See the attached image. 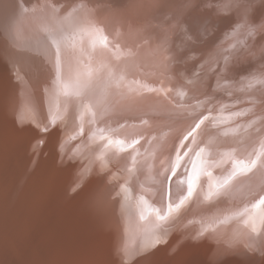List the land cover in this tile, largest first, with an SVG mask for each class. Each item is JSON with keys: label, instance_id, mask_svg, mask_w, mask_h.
<instances>
[{"label": "rangeland", "instance_id": "1", "mask_svg": "<svg viewBox=\"0 0 264 264\" xmlns=\"http://www.w3.org/2000/svg\"><path fill=\"white\" fill-rule=\"evenodd\" d=\"M35 1H34V3H32L31 6L28 7V5L22 6L23 4L21 3L22 2L21 0H12V1L8 0L7 5H6L7 6L6 11L3 12L2 14L0 13V73H1L0 74V101H1V104L4 105L5 104L4 102H6L7 100H8V102H6L7 104H9V102L14 100L15 101V107L13 106L12 108H10V106H6V108H8V111H12V113H13V115H15V117H18L16 120H14L15 121L14 123H11V125H9L10 124L9 122H8L9 124L4 123L3 126H5V127L4 128L2 127L0 129V144H1L0 145V188H3V191H2L3 194H1V197H0V203H1L0 204V261L5 262V263H9V262H13L14 260H18L24 256H30V255L35 256V255L41 253L42 251L39 249L43 250L46 247L45 246V241H46L45 237L48 235L56 234L57 232H59V229L62 228L63 226L69 227L72 229H76L82 235V233L86 234V232H88L87 229H90L92 231L94 229L93 227H95V225H97V226H100L102 229H105L106 235H105V238L103 240L102 258H103V261L107 264L108 263H110V264H123V261L125 259H127L129 261V264H171V262H172V264H241V262H243V264H256V262L258 261V257H261V255H262L261 260L259 258L260 264H264V254L261 253L259 248H256L257 251H255L256 249L254 250L255 254L253 253V251L249 252L248 250H245V243H246V239H247L246 231H247V229H249L247 231V233L251 232V224L250 223H248V224L244 223V220L247 217V213L244 212V209L245 208L251 209V206L260 200L259 198L264 197V193H263L264 192V163H263L264 161H262L263 164L261 163L259 165V166L263 167L262 169L259 166L250 168V170H249V168H246V170H247V171H245L246 173L243 171L245 174L243 173L244 175H242V177L239 178V176H240L239 175L237 178H235L233 185L230 186V183L232 184L234 179L232 180V182L230 181V183L228 182L229 180H226L228 184L225 183V180H223V183L221 180H218L219 181V182H217L219 185L218 186V185H216L217 183L215 182L217 180L210 181L209 179H207L208 177H210L212 175L214 176V174H211V173L216 171V169L214 168V164L217 162L212 161L209 163V166H208L207 162H209L211 160L205 158V155L207 156L208 152L206 151L204 146L201 145V148H199V150L197 149L196 151H194L192 153L191 149L193 147H190L191 145H188L189 144L188 142L191 141V138L194 140V139H196V137L201 136L200 131L198 133L194 132L193 128L197 125V123L193 124L192 122H194V120L192 122L189 121L190 118L188 115L182 116V115H178V114L177 115H171V114L158 113V116H157L155 114H151V112H145L143 107L135 108V110L133 109L132 111H128V113L125 112L122 115L117 113L115 115L116 118H119V117L126 118V117L141 114L140 116L147 119V120H155L157 122L158 121L162 122L163 125H161V126L159 125L160 128L158 130H154L155 131L154 134L158 135L162 131L165 133L169 132V133H172L171 137L174 139L175 144L179 141L177 143V144L180 143V148L177 152V159L173 160V166H172L168 176L164 179V181L162 180V186H163L162 192L158 193L160 189H157L156 187H157V185H159L161 183V179H158V176H159L158 175V168L154 162H155V159L157 157V154L159 153V149L158 150L155 149V151L153 153H149L148 151H147L148 152L147 153L145 151L147 149L144 146L145 144L143 142H142V144L139 142V143H136V144L130 146L129 148H127L128 150L124 151V142L122 141V137H119V135L116 132H111L109 130L110 127L117 125L118 121L113 122V123H112V121H110V120H113L114 115L112 117H110L109 120L107 119L108 121L111 122V124H110V122H108L109 125L107 124L108 125L107 126L106 125L107 121H105L106 119L101 122L102 118L97 117V115H96L97 113H95V112H99L100 109L98 110V108H100V106L91 105V104H96V101H98L97 98H99V99L102 98V96L104 95V92L106 94H108V97H110V95L112 97H114V101H116V102L119 101V100H117L118 98H120L122 95L125 94V91L123 90V88L119 87L121 82L119 84H116V83H118L117 80H119L122 77V72H120V70H119V69H122V68H119V67H121V65H120L121 62L118 63L115 61L116 62L115 63L114 61H112L110 59L111 57L109 58V61H108V57L104 58V57H106L107 51H109L108 49H110L108 47L113 46L110 49V50H113L114 45L107 46L108 49H105L106 51L104 49H102V50L100 49L101 52L97 51L100 48V47L98 48V46H97V49L94 47H91L92 50L89 48H88V50L87 49L78 50V48L80 47V45H79L80 40L78 42L77 41L78 39L77 38L75 39L74 36L70 37L69 36L70 32H67V34H66V32L64 33V31H66V30H68V31L71 30L73 28L74 24H76V22L72 23L73 20L70 21L69 24H67L66 26L63 27V28L66 27L65 29H63V31H62V28L60 29L59 32H58V29L57 30L56 29L51 30V29L55 28L56 25H53V20L50 18H47L48 16H46L45 14H42L39 12H38L39 13L38 14V13L34 12V8H37V5L40 4V2H41L39 0H35ZM60 1L63 3L65 2L66 5L68 3L67 0H60ZM20 12H22L24 16L20 15L19 14ZM37 16H39L40 18ZM24 18H26V19H24ZM38 21H39V23H38ZM33 24L36 27L38 26L34 30L31 29ZM70 26L72 28H70ZM41 29L43 31L41 32L42 34L39 35V30H41ZM16 31H18V32L20 31L21 34L19 32V37L23 36L26 39V41H21V42L20 41H14L13 40L14 38L18 39V36L15 35ZM62 35L66 36L68 38L64 39L62 37ZM26 36L28 38H26ZM29 37H30V39H29ZM91 39H93V36L91 37ZM75 43H77L79 46L78 45H76V47L73 46V45H75ZM80 44H82V43H80ZM111 44H114V43H111ZM96 45H98V44H96ZM73 47H75V48H73ZM72 48H73V51H70V50H72ZM67 51H70L71 54L70 53L68 54ZM75 51H76V54H75ZM89 51H90V53H89ZM102 51H104V52L102 53ZM9 53L11 54L10 57H8ZM87 53H89V54L87 55ZM94 53H96V54H94ZM73 54L76 55L77 57L73 56ZM103 54L105 55L104 57H103ZM109 54H110V52H108L107 56ZM67 55L68 56L72 55V56H70V58L74 57V59H75V57H76L77 59L76 60H73V59L69 60L67 58L68 57ZM85 56H88V57L85 58ZM55 58L56 59L59 58L60 60L59 59L55 60ZM65 58H67V60ZM81 58H83V59L81 60ZM101 58H103L105 60L107 59L108 64H107V61L104 62V60L103 59L101 60ZM53 60H55V61L52 62ZM72 60L75 63L80 64V65L78 66L74 62L72 64ZM77 60H79V61H77ZM56 61H57V63H55ZM66 61H67V64H66ZM96 61H97V63H96ZM101 61H103V63ZM59 63H60V67H61V63H63L62 64L63 67L61 69H58V68H60L57 65ZM81 63L83 65L85 64V68H87V69L82 68L83 65H81ZM98 63H99V66H96V65H98ZM101 63L104 65L101 66L100 65ZM64 64H65V67H64ZM74 64H75V67L73 68ZM114 64H117V65H114ZM113 65L116 67H114ZM118 65H120V66L118 67ZM80 66H82L81 69H80ZM109 66H112V68ZM47 67L49 68V70L47 69ZM66 67H67V70H66ZM76 67H79L78 69L80 71H78V69ZM97 67H101L102 71H101V68L97 69ZM117 67L119 68L118 69L119 75H116V76L117 77L119 76V79L115 75L111 74L113 71L116 70ZM199 67L200 68L197 69V72L201 71L203 74L206 71L205 67H204V70H203V67H201V66H199ZM55 68H57L60 71L62 70L64 73L63 74L60 73ZM109 68L112 69L111 72H109L111 70ZM14 69L18 70L16 72V74H14ZM82 69H83V71H81ZM92 69L93 70L95 69V71H92ZM96 69H97V71H96ZM44 70H45V72H44ZM51 70L53 72H51ZM68 70H70L69 73L71 76L69 75ZM84 70H86L87 72L86 71L84 72ZM89 70L92 72H90ZM42 71L45 74H47L48 72L50 73V75H48L49 73L47 74L48 75L47 78H46V75L43 73L44 74L43 77L46 81L51 80L52 84H54L55 81L58 80L60 83L58 81H56L55 85H53V87L52 86L50 87L49 82H47L48 83L47 84V83H45L46 81H44V80H43V82L38 81L40 78H37V77L39 75L40 76L43 75ZM56 71L60 73V76H61L60 79L58 77L59 73H57ZM71 71H74V72L76 71V73L72 75L73 72H71ZM65 72H66L67 76L65 75ZM98 72L100 73L101 76L98 74ZM54 73H57V74L55 75ZM84 73H86V74H84ZM87 73H91V74L94 73L98 77L94 74L91 76V74H87ZM104 74H106V75H104ZM52 75L56 76V77L53 76L55 79L54 78L50 79ZM74 75H75V77H74ZM84 75H86L85 76L86 80L84 78ZM93 76L95 77L96 81L92 78ZM102 76H104L102 79H104L106 77V81H105V79L103 81H102V79H100ZM43 77L41 79H43ZM67 77H69V78H67ZM110 77H111V79H115V80L117 79L115 84L112 82L113 80H111ZM62 78H65V80ZM90 78L94 81H92ZM53 79H54V81H53ZM66 79H68V81ZM108 79L111 80L110 82L113 83L114 86L110 82H107ZM98 80H99V83L100 82L101 83L98 84V86L93 90L94 92H96V94L91 92L86 97L84 92L87 90L86 89L87 87L89 88L87 83L90 84L91 81L97 82ZM61 81H62V83H61ZM78 81L79 82L81 81V83H80L81 85L78 84L79 83ZM82 81L83 82L87 81V82L83 83ZM33 82L35 83V87H34V85H32ZM57 82H58V84H61V85L65 84L64 88H67V85H68V88L64 90L61 85H60L61 88L59 85L56 86ZM41 83H43V85L45 84L44 87ZM109 83L113 87H115L116 85H119V86H116L115 89L113 88V90L111 92H108V90L105 91V88H108L105 86L109 85ZM38 84L41 85L40 87H43V88H41V90H43L42 92H46L48 94L40 93L41 90H40V87ZM71 84H72V86H71ZM82 84H85V85H82ZM91 84H93V83H91ZM37 85H38L39 91L36 88ZM74 86H76V87H74ZM79 86H81V87H79ZM84 86H85L86 90H84ZM121 86H123V85L121 84ZM73 87L75 88V90L73 89ZM117 87L119 89H117ZM44 88H46L45 91H44ZM59 88L62 90V91L60 90L62 92V94H61V92H58ZM77 88L81 89V91L79 92V90ZM204 88H206V86H204ZM98 89H100V90H98ZM68 90H69V93H68ZM72 90H74V91H72ZM101 90H102V92H101ZM114 90H116V92ZM64 91L67 93H63ZM97 91H99V92H97ZM208 91H209V89L203 91L204 94L203 93L201 94V97L203 99L206 98L205 95ZM49 92H51V93H49ZM57 92L59 95H56ZM76 92H78V94ZM70 93H72V94L70 95ZM73 93H75L74 96H73ZM97 93H99L100 97L97 95ZM116 93L118 95H116ZM119 93H120V95H119ZM49 94H51L52 97ZM66 94H68L70 96H68ZM80 94H83L85 96V98H87V99H88V96L91 98L93 97L92 98L93 101L91 98L88 100L80 98V100H84L83 105H86L87 101H88V103H87V106H83V105L79 104L80 103L79 97H83ZM91 94H93V95H91ZM94 94L97 96L94 97ZM44 95L47 96L48 101H47L46 97L44 98ZM203 95H204V97H203ZM55 96H56V99H55ZM58 96H60V97H58ZM64 96H65V98H64ZM71 96H72V98H71ZM10 97H11V101H9ZM216 97L219 99V96H216ZM76 98H78V99L75 100ZM220 98L223 100V97H220ZM214 99H215V97L211 99V106L213 108V111L217 112L214 115L215 117H217V115L219 113L217 110V104L219 103V106H220L221 102L220 101L218 102V99L217 100L215 99L216 101ZM66 100H68L69 103L66 102ZM89 100L92 102V103L90 102L91 104H89ZM44 101L46 102V106H45ZM51 101H53L55 103L52 104L53 102H51ZM60 101H64V104H63V102H61L62 103L61 104ZM74 101H75V103H74ZM48 102H51V103H48ZM65 102H66V105H65ZM39 103L42 104L43 106H41ZM57 103H59L58 104L59 106L55 105ZM105 103H106V105H104V103L102 104L103 108L107 106V103L109 105V102H105ZM232 103L233 102L231 99L223 100V104H225V106H226L224 108L225 109V115H232L231 112L237 113L238 111H248L249 116L252 114L251 118H254L257 115L264 114V104L263 103H259V104L255 103L253 105H249V106L244 107L242 109L232 108ZM70 104H73V106H71ZM75 104H77L78 106ZM114 104H115V102H113V105ZM60 105L61 106L64 105V106H62V107H64L63 110L61 109L62 107ZM67 105H69V106H67ZM113 105L111 104V106H113ZM55 106H57L59 108L61 107V108L59 109ZM80 106H81V108H80ZM42 107H43V109L41 110L42 112H40V109ZM52 107H53V109L54 108L55 109L52 110ZM89 107H90V109H89ZM260 107L262 109H258ZM0 108H1V106H0ZM66 108L69 111L68 110L66 111ZM204 108H205V106L198 108V110L199 109L203 110ZM57 109L59 112L57 111ZM55 110L57 113H60V114H57L55 112ZM106 110L108 111V109H106ZM106 110L104 108V110H102V111L104 112ZM52 111H54V112H52ZM75 111H77V112H75ZM43 112L45 114L47 113L46 117H47V119L49 118V121L51 120L50 122L46 119V117H44L45 114ZM73 112H74V114H73ZM55 113L57 115L56 117L53 116V115H55ZM63 113H65V114H63ZM91 113H92V115H91ZM50 114L53 117H50L51 116ZM124 114H127V115H124ZM142 115H145V116H142ZM41 116L44 117L45 119L41 118ZM91 116H93L94 118L95 117L100 118L98 120V123L96 121L97 120L96 118H95L96 120H94V118L90 119V118H92ZM57 117H58V119H57ZM84 117H85V122H87V120L89 121V119L93 120V121H89V122L85 123L84 120L82 121V119H84ZM86 117H88V118H86ZM50 118L54 119V121ZM116 118H114V119H116ZM65 119H68V121L66 122ZM139 119H140V117L136 118L137 121ZM42 120H43V122H42ZM76 120H80L81 122L77 121L78 122V124H77ZM136 120H134V121H136ZM201 120L202 119H199V121L198 120L197 121L200 122ZM99 121H100V123H99ZM134 121H132V122H134ZM83 122L87 125H88V123H91V124L88 127V126H85L84 124H82ZM94 122L96 123L97 129L94 127L95 126V124H93ZM41 123H42V125H41ZM75 123L77 124L76 126H75ZM80 123L85 127H83L82 125H79ZM128 123H131V122H129L127 120V124ZM98 124H100V125H98ZM103 124L105 127L103 126ZM72 125H73V127H71ZM80 126H82V127L79 128ZM178 126H181V127H178ZM98 129L100 131H98ZM38 130H40V131L38 132ZM34 131H36L38 133H36ZM55 133H57V134L55 135ZM113 133H114V135H113ZM29 137H31V139ZM36 137H38V139ZM202 137H199V139L201 140ZM33 139H34V141H32ZM28 140H29V142H31V143L33 142V143L32 144L29 143ZM35 141H36V143H35ZM43 141L45 144H43ZM95 141H96V143H95ZM196 141H197V139H196ZM196 141L194 143H196ZM27 143H28V145L31 144V146L34 145L33 148L31 147V149L33 151L30 150V147L28 145H26ZM114 143H116V144H114ZM119 143H120V145H118ZM109 145L112 147V149H109L111 147L108 148ZM38 146H39V149H38ZM88 146H89V148H88ZM115 147H119V148H115ZM44 149H47V150H44ZM165 149H166L167 153L170 151V148L168 146ZM174 150L175 149L172 148V151L170 154L173 155ZM24 151H26V152H24ZM140 151H141V153L139 154ZM143 151H145L146 153ZM33 152H36L38 155L36 154L34 156L33 154H35V153H33ZM40 153L42 156L40 155ZM55 153H56V155H55ZM142 153H145V154H142ZM47 154L49 156H47ZM67 154H68V157H66ZM146 154H149V156H147ZM154 154H156V155H154ZM23 155H24V157H23ZM151 155H153V156H151ZM190 155H191V157H190ZM139 156L141 158L142 157L143 158L140 159V158H138ZM145 156H147V158ZM36 157H38V158L35 159ZM109 157H112V158L109 159ZM164 157L165 156H163L162 158H164ZM41 158H42V160H41ZM134 158H137L138 160L139 159L144 160V158H146L148 160L146 161V159H145L144 160L145 163H143V161H140V160H139L140 162H137V160H135ZM188 158L190 159V161H188ZM38 159H39V161L40 160L41 161L39 162ZM191 159H193V160H191ZM133 160H135V162ZM35 161H38V162L35 163ZM214 161H219V160L217 159ZM41 162H43V163H41ZM141 162L143 164H141ZM148 162L152 163V164L149 165ZM161 162H162V160L160 159L159 163L161 164ZM184 163L187 164V166ZM211 163L213 166L211 165ZM193 164H195V169H193ZM203 164H205V165H203ZM154 165H155V167H154ZM182 165H185L184 167H186L184 170L182 169V168H184ZM135 166H136V168H135ZM140 166H141V168H139ZM148 166H150V167H148ZM190 166H191V168L189 169ZM202 166L204 167L203 168L204 170H205V166L207 167V170H205V172L201 171V170H203L201 168ZM34 167L36 169H34ZM128 167L135 169L136 173L134 172V174H130L129 172H126L125 168H128ZM209 167H212V168H210L211 170L209 169ZM216 167H217V165H216ZM27 168H29L28 171H27ZM152 168H154L153 169L154 173L148 172L150 170L152 171ZM54 169L55 170L57 169L56 172L54 171ZM58 169H60V170H58ZM180 169H181V172H180ZM208 169L210 171H208ZM260 169H261V171L263 170L262 171L263 175H261V171L259 172ZM23 170H26L25 171L26 175H24ZM57 171H60V172L57 173ZM174 171H175V175H173ZM183 171L185 174L183 173ZM190 171H191V173H190ZM146 172H148V173L146 174ZM201 172H203L204 174ZM107 173H108V177L110 176L111 179L107 178V176H106ZM36 174L40 175V176H37ZM98 174H100V175H98ZM104 174L106 177L104 176ZM186 174H188V176ZM189 174L193 178H195L196 176L200 177V180L202 183V188L200 189L201 194L207 192L209 190V186L211 185L210 186L212 189L211 196L213 195L212 196L213 198L215 196V200H216L217 205L215 204V201H214V199H212L211 196L208 197V199H207L208 201L205 199L194 200L191 204H189L185 208V209L189 208L188 212L192 211L190 213V215L187 213V210L184 209L185 211L182 212L183 215L180 214L177 217V219L174 220L175 223L173 221L172 223L168 224L169 230L167 231V233L161 234V235H163L165 240L163 239V241H161L158 245H153L154 236H152V235H154V233L153 234L151 233V227H152V225L154 227V224H155V227L156 226L158 227V225L164 224V223H162V221L157 220L156 218L153 219L155 221V222H153V220L150 218L155 217L154 215L156 213V210H159L161 213L164 212V214H167L169 204H171L173 206V209L175 210L176 206L180 204L181 199H183L187 194L186 190L188 188L187 186H188V180H189V176H190ZM251 174L253 177H251ZM147 175H148V177H147ZM156 175H158V176H156ZM256 175H258V176H256ZM186 176L188 179L186 178ZM143 177L145 178L144 180H143ZM148 178L153 180V182L150 180L152 182V184L154 182L155 183L158 182V184L155 185V183H154L153 185H150L151 182L149 183V180H147ZM247 178L249 181L247 180ZM36 179H38V181ZM39 179H40V181H39ZM254 179H255V181H253ZM18 180L20 182H18ZM88 180H90V181H88ZM92 180H94V182ZM145 180L148 182V186H146L147 184L144 182ZM155 180H157V181H155ZM237 180H242V181L244 180L247 182L248 185L251 184L252 186L253 185L254 186L256 185V186L253 187L251 190V185H250V190H248L249 188H247V190H248V192H250V191H252V192L248 193L246 191V188H245V190H243V191H245V193H242L241 191L237 190V186H235L237 184L236 183ZM98 181H99V183L97 184ZM124 181H126V182L124 183ZM252 181H253V183L254 182L255 183L253 184ZM17 182H18V184H17ZM38 182H39V184H38ZM113 182H115V183L113 184ZM139 182H140V184H139ZM258 182L259 183L262 182V184L258 185ZM87 183H90V184L87 185ZM141 183H144V184H141ZM212 183L215 186H213ZM102 184H103V186H101ZM120 184H121V186H120ZM125 184H127V185H125ZM225 184H226V186H225ZM84 185H85V187H84L85 189L83 188ZM96 185L98 188L100 186V190L101 189L102 190L100 191L98 188H96ZM227 185H229L228 186L229 190H227V188H228ZM89 186H91L92 188H90ZM117 186H119L121 188L125 187L124 190H121L122 194H119V192L121 193V191L117 192L118 190L121 189V188L119 189ZM212 186H213V188H212ZM221 186H223L224 188H222ZM81 187H82L83 193L81 192ZM116 187L118 188V190L116 189ZM87 188H89V189H87ZM95 188H96V190H97L96 192L98 194L94 193ZM113 188H115L116 190ZM131 188L133 190H135V194ZM136 188L138 191L140 188L139 192L141 195H138L139 192L136 191ZM143 188H145V189H143ZM170 188H171V191H170ZM173 188L175 190H172ZM219 188H220V190L221 189L222 190L220 191ZM112 190H115L116 192H114ZM109 191L110 192L112 191L113 193L110 194ZM128 191L129 192L131 191L133 195L131 194V192L129 194ZM149 191H151L150 192L151 195L144 196V195H146V192L148 194H150ZM143 192L145 193L144 195H143ZM213 192L218 193L217 194L218 196L216 194H214ZM235 192H237V194L239 196L241 195V193H242V195L239 197L236 194L235 195L236 198H235L233 196L235 194ZM102 193H104V194L107 193V195H104ZM226 193L229 195V197H228L229 199H227V197H225L226 200L223 199V202H222V200L220 201V199H222V198L219 199V197H223ZM92 194H94V195H92ZM108 194H109V197H108ZM114 194L115 195H117V194L121 195V197L123 199H125L124 200L125 203H126V201H128V199L131 198V201L129 200L127 203L132 204V205H130V207H128L129 204H127V203L126 204L128 206L125 205L124 202H122L123 199L120 198L119 195H118V197L120 198V201L118 202L117 201L118 197L115 196ZM127 194L129 195L128 198L126 196ZM136 194H137L138 198H136V196H135ZM231 194H232V196H231ZM243 194H244V196H243ZM248 194H249V196H248ZM97 195H99V196H97ZM110 195H112V196H110ZM154 195H156V196H154ZM182 195L183 196L185 195V196L183 197ZM254 195H256V196H254ZM92 196H93V198H90ZM106 196L109 199L112 198L111 201L108 200ZM134 196L137 200L132 198ZM225 196H227V195H225ZM230 196L232 198H234L235 200L230 198ZM246 196H247V198H246ZM95 197H96V199H95ZM102 197H104L106 199V203H107V200L110 201L111 203L109 202V204H105L104 203L105 199ZM124 197H126L127 199ZM144 197L146 200L148 199L147 200L148 202L145 201ZM152 197L154 199H151ZM251 197H254V198H251ZM32 198H35V202L33 203L32 206H30L29 203H30V200ZM113 198L115 201H113ZM158 198L159 199L161 198V199L159 200ZM209 198H211V199H209ZM240 198H242L243 201ZM88 199L89 200L91 199V201H89ZM138 199L142 200V201H140L141 203L145 202L144 203L145 205L140 204V206L141 205L144 206L143 208H140V206H138L139 205ZM157 199H158V201H156ZM256 199H258V201H256ZM217 200H218V202H217ZM229 200H230V202H229ZM236 200L238 201V203L239 202L240 203L238 204ZM133 201H134V204H133ZM231 201H232V203H231ZM219 202H221V203L219 204ZM228 202H229V204L231 203L233 205L226 204ZM96 203H97V205H96ZM118 203L119 204L121 203V205H119ZM146 203H148V204H146ZM154 203H156V204H154ZM185 203L187 204L188 202L185 201ZM223 203L227 206L222 207V205H224ZM235 203H237V204H235ZM92 204H94V206ZM212 204H214V205H212ZM95 205H96V208H95ZM105 205H108L109 207L105 206ZM110 205L112 207L111 209H109ZM220 205L222 207L221 208L222 211H221V209H218L220 207ZM234 205H236V207ZM100 206L108 207V208H105V207L102 208V210H104V212H105V210L109 209L107 211V213L106 212L100 213V211H102L99 209V208H101ZM214 206L215 207L219 206V207L214 208ZM97 207H98V209H97ZM127 207H128V209H127ZM138 207L140 208V210H142L141 212H140V210H138L139 209ZM190 207H191V209H190ZM90 208H92V209H90ZM132 208H135L136 211H134L135 209H132ZM210 208H212L211 209L212 211H210ZM226 208H228L229 210ZM215 209H216V211H214ZM98 210H100V211H98ZM200 210H202V211L199 213ZM123 211H124L125 215H123ZM109 213H110V215H109ZM184 213H185V216H188V217H185ZM102 214H104L105 217H104V215L102 216ZM107 214L109 215L108 217H106ZM115 214H117V215L115 216ZM195 214H197V215H195ZM126 215L133 217L132 220L133 219L134 220L132 222H135V223H133L134 226H132L133 224H131L130 223L131 221H129L130 217L128 218ZM240 215H242V216H240ZM183 216L185 217V219H182ZM102 217H104V218H102ZM124 217L125 218L127 217V218L124 220ZM224 217L226 218L225 220H224ZM108 218H110V219H108ZM187 219H188V221H186ZM208 219L212 220L211 221L212 223L214 221L215 224H212L210 222L211 227H210V225H207L208 226V229H207L205 222L210 221ZM203 220H207V221H203ZM220 220H222V221H220ZM183 221L186 224L189 223L188 226L186 224L182 223ZM202 221L205 224L204 227L202 226V225H204L202 223ZM218 221H219V223H216ZM163 222L166 223V221H163ZM220 222H222V224ZM145 223H146V226H144ZM152 223H154V224H152ZM178 223H181V224H178ZM193 223H194V225H193ZM195 223L199 224L197 226H199L200 228L197 227L195 225ZM130 224H131V226H130ZM147 224H149V225H147ZM173 224L175 226H173ZM182 224L186 227H184ZM208 224H209V222H208ZM119 226H120V228H119ZM141 226H143V227H141ZM170 226H173L174 228L170 227ZM189 226H191V228H189ZM195 226H196V228H195ZM215 226H216V229H215ZM221 226H224V227H221ZM226 226H227V229H226ZM248 226H249V228H248ZM148 227H150V231H148V229H149ZM153 227H152V230L155 229V227L154 228ZM218 227H219V229H217ZM244 227H245V230H244ZM262 227H264V226L257 223V225H256L257 231H260L262 229ZM91 228H93V229H91ZM142 228H144V229L142 230ZM170 228H171V230H170ZM185 228H186V230H184ZM202 228H203V230L205 229L206 232L205 231L203 232ZM224 228H225V230H224ZM116 229H117V232H114V231H116ZM179 229H180V232H178ZM192 229L193 230L196 229V230L192 231ZM210 229L214 230V233L212 232V230L210 231ZM119 230H120V232H119ZM215 230H218V231H215ZM242 231L245 233H242ZM148 232H149V234L151 233L149 236L152 238H150L148 236ZM176 232H178V233H176ZM185 232H187V233H185ZM196 232H197V234H199V236H196L197 235ZM208 232L211 235H213V237L211 235H209ZM215 232H218V233H215ZM232 232H233V235L231 234ZM142 233H144L145 235ZM175 233L177 234V236L175 235ZM238 233H239V235H238ZM114 234H116V235H114ZM204 234H207L206 235L207 237L211 236L210 238L208 237L209 241H211V242H209L206 239L207 238L206 236H205V238L203 237ZM243 234H244V236H243ZM112 235H114L113 237L115 239L112 237ZM143 235H144V237H143ZM140 236L144 238L143 242L146 239L147 244L142 242L143 246L144 245L145 246L146 245L153 246V250H151L147 254L137 255L134 258L126 256L125 255L126 249L133 248V247L134 248L139 247V242L142 241V238H140ZM229 236H230V240L228 242ZM111 237L114 240L110 239ZM195 237H198V238L196 239ZM219 237H221V238H219ZM238 237L240 238V240ZM147 238H150L152 241L150 239H148V241H147ZM211 238L212 239L214 238V241H212ZM231 238H233V239H231ZM170 239H172L173 243L174 242L175 243L173 244ZM194 239H196V241H194ZM205 239L207 240L208 244L212 243L214 245V243H215L214 246L211 244L212 245L211 249L213 251L209 252L210 245H208L206 243ZM225 239H227V241H225ZM166 240H167V242H166ZM203 240L205 243L202 242ZM193 241L195 243H193ZM218 242L220 243V245ZM237 242H239V243H237ZM113 243H116L118 245L117 246L115 244V246H117L118 249H117V247L111 246ZM168 243H170V244H168ZM228 243H231V244H228ZM136 244H138V246ZM142 244L140 242V245H141L140 247H143ZM195 244H197L198 246ZM199 244H200V246H199ZM204 244L205 245L207 244L209 246V248H207V250H206V247H208L207 245L205 248H202L201 245H203V247H204ZM180 245H183L184 247H185V245H188V246H186L185 248L182 246L184 248V250H183V248ZM217 245L219 246V247H217L218 250L215 248V246H217ZM227 245H229V246H227ZM173 246L175 248H177L176 250L181 249V251L175 252V248H172ZM194 246H196L197 248ZM225 246H227V248H225ZM111 247L112 248L114 247V248L112 249ZM193 247L195 249H197L198 252L201 251L200 253H202V254L197 253V251L194 250ZM198 247L199 248L201 247V248L199 249ZM189 248H190L191 252H189L190 250L189 251L187 250ZM170 249L171 250L173 249V251L170 252L169 251ZM192 249H193V251H192ZM214 249L217 250V252H216L217 255L214 253L215 252ZM224 249H226V250L229 249V250L225 251ZM204 250H205V252H204ZM220 250H224L223 255L220 254V252L222 253V251H220ZM165 251H169V253L165 252ZM206 251H208V252H206ZM203 252L205 255L203 254ZM239 252H240V255L237 254ZM208 253H211V254H209L210 256L207 255ZM226 253H228V254H226ZM256 253H258V254H256ZM114 254L116 256H113ZM246 254H247V256H246ZM248 254H249V257H248ZM211 255H213V256L211 257ZM219 255H221V256H219ZM226 255H230V257L229 256L225 257ZM204 256L205 257L208 256V258L211 257V258H209L211 261L205 260L208 258H205ZM222 256H224L225 258L222 259ZM236 256H238V257L236 259H234V257H236ZM239 256H241L242 258L244 256V258L242 259ZM214 257L215 258L217 257L216 260L212 259ZM219 257H220V259H218ZM247 257L249 258V261L252 263H250L248 261ZM109 258H112V259H109ZM224 259H226V260H224ZM238 259H240V261ZM241 259L242 260L245 259V261H241ZM257 263L259 264V262H257Z\"/></svg>", "mask_w": 264, "mask_h": 264}, {"label": "bare ground", "instance_id": "2", "mask_svg": "<svg viewBox=\"0 0 264 264\" xmlns=\"http://www.w3.org/2000/svg\"><path fill=\"white\" fill-rule=\"evenodd\" d=\"M7 1L8 0H0V13L1 14L3 12H5L6 9H7L6 8L7 7L6 6L7 5ZM21 1H22L21 3L23 4L22 6L28 5V7H29V6L32 5V3H34L35 0H21ZM39 1H41L42 3L40 2V4L37 5V8H34V12H36V13L39 12V13L45 14L46 16H48L47 18H50V19L53 20V25H56V27L51 29V30H54V29L57 30L58 29V32H59L60 29L62 28V31H63V29L66 28V27L65 28H63V27L66 26L67 24H69L70 21L73 20L72 23L76 22V24H74L73 28L70 26V28H72L71 30H69V31L66 30V31H64V33L66 32V34H67V32H70V34H69L70 37L74 36L75 39L76 38L78 39L77 40L78 42L80 40V43H82V44L79 43L80 47L78 48V50H85V49L88 50V48L91 49V47H94V48L97 49V46H98V48L99 47L100 48L97 51H100V49L101 50L102 49L105 50V49H108V48L111 49L113 47L112 45H114V49L113 50L108 49L109 51H107V54H108V52H110V54L108 56L106 54V57H104L105 56L104 54L106 53L105 52L103 54V57L104 58L108 57V61H109V58L111 57L110 59L112 61H114V62L116 61L118 63L121 62V64H120L121 67H119L120 65H118V67L122 68V69H119L117 67L116 70L113 71L111 74L116 76V75H119L118 74L119 70H120V72H122V77L120 79H119V76L118 77L116 76L119 79V80L116 79L117 82H118L116 84H119L121 82L120 86L119 85H116V86L122 87L123 90L125 91V94L122 95L120 98H118L117 100H119V101L116 102V101H114V97H112L111 95H110V97H108V94H106L103 91L104 95L103 96L101 95L102 98H100V99L97 98L98 101H96V104H91L92 102L90 100H89V104L94 105V106H100V108H98V110L100 109L99 112H95V113H97L96 114L97 117L102 118L101 122L106 119L105 120V121H107L106 125L110 121H112V123L118 121L117 125H115L113 127H110L111 129L109 128V130L111 132H116L119 135V137H122V141L124 142V151L128 150L127 148H129L130 146H132V145H134L136 143H139V142L141 144H142V142L145 144L144 146L148 149L147 150L145 148L146 152L148 151L149 153H153L155 151V149H157V150L159 149V153L157 154V157H156L155 162H154L155 165L158 168V175L159 176L158 175H156V176H158V179H161V183L159 185H157L158 182L157 183L154 182L155 185H157L156 188L161 190V191L159 190L158 193L162 192V189H163L162 180L164 181V179L168 176V174H169V172H170V170H171V168L173 166V160L177 159V152H178V150L180 148V143L177 144L179 141L175 144L174 139L171 137L172 133H169V132L165 133V132L162 131L158 135L154 134L155 133L154 130H158L160 128L159 125L160 126L163 125L162 122H159V121L157 122L155 120H147V119L141 117L140 116L141 114L140 115H134V116L126 117V118H124V117L116 118L115 115L117 113L122 115L125 112L128 113V111H132L133 109L135 110V108L143 107L145 112H151V114H155L157 116H158V113L171 114V115H177L178 114V115H182V116L188 115L189 118L191 119V120L189 119V121L192 122L194 120V122H192V123L193 124L197 123V125H199L198 127L196 125L193 128L194 132L198 133L200 131L201 136H199V137L203 136L201 140L199 139V137H196L197 141H196V139L193 140L191 138V141L188 142L189 143L188 145H191L190 147H193L191 149L192 153L194 151H196L197 149L199 150V148H201V145L204 146V148L208 152L207 156L205 155V158L211 160V161L207 162L208 166H209V163L212 162V161L213 162H217V163L214 164V168L216 169V171L211 173V174H214V176L212 175V176L207 178L210 181L217 180V181H215L216 183L219 182L218 180H221L222 183H223V180H225V181L229 180L228 182L230 183V181L232 182V180L234 179L232 184L230 183V186H231V185H233V183L235 181V178H237L239 175H240L239 176V178H240V177H242V175H244L246 173L245 172V171H247L246 168L258 167L262 163V161H264V114L257 115L254 118H251L252 114L249 116L248 111H238L237 113H232L231 112L232 115H225V109L224 108L226 106H225V104H223V100H227V99H231L232 102H233L232 103V108H237V109H242L244 107H247L249 105H253L255 103H258V104L259 103H263L264 104V0H67V2H68L67 5H66L65 2L63 3L60 0H39ZM22 12H20L19 14L23 15ZM37 17H39V16H37ZM24 19H26V18H24ZM38 23H39V21H38ZM37 27L33 24L31 29L34 30ZM42 31H43L42 29L39 30V35L42 34L41 33ZM19 32L18 31L15 32V35L18 36V39L14 38L13 40L14 41H20V42L21 41H26V39L23 36L19 37ZM20 34H21V32H20ZM92 36H93V39H91ZM62 37L64 39L68 38V37H66L64 35H62ZM26 38H28V37L26 36ZM29 39H30V37H29ZM77 43H75V45H73V46L76 47V45H78ZM111 43H114V44H111ZM96 44H98V45H96ZM109 45H111L112 47H110ZM107 46H109V47L107 48ZM75 47H73V48H75ZM73 48L70 51H73ZM70 51H67L68 54L70 53ZM103 52L104 51H102V53ZM89 53H90V51H89ZM89 53H87V55ZM75 54H76V51H75ZM94 54H96V53H94ZM10 55L11 54L9 53L8 57H10ZM70 56H72V55H70ZM70 56L67 57L69 60H71V59L76 60L77 59L76 58L77 56L74 55V54H73V56H76L75 59H74V57L70 58ZM86 57H88V56H85V58ZM67 58H65V59L67 60ZM57 59H59V58H57ZM57 59L55 58V60H57ZM82 59L83 58H81V60ZM102 59L103 58H101V60ZM55 60H53L52 62H54ZM73 60H72V64L74 62ZM103 60H104V62L107 61V59L106 60L103 59ZM77 61H79V60H77ZM108 61H107V64H108ZM101 62L103 63V61H101ZM55 63H57V61ZM63 63H61V67H60V63L57 64L60 67L58 69H61L63 67L62 66ZM82 63H81V65H83ZM96 63H97V61H96ZM102 63L100 64L101 66L104 65ZM66 64H67V61H66ZM75 64H77V63H75ZM75 64L73 65V68L75 67ZM77 65L79 66L80 64H77ZM114 65H117V64H114ZM96 66H99V63ZM199 66L203 67V70H204V67H205L206 71L203 74H202L201 71L197 72V69L200 68ZM64 67H65V64H64ZM81 67L82 66H80V69H81ZM109 67L112 68V66H109ZM114 67H116V66H114ZM76 68L78 69L79 67H76ZM82 68H85V64L83 65ZM98 68L100 69L101 67H97V69ZM111 68H109V69H111ZM47 69L49 70L48 67H47ZM55 69L57 71H59L60 73H62V74L64 73L62 70H61L62 71L61 72L57 68H55ZM85 69H87V68H85ZM97 69H96V71H97ZM66 70H67V67H66ZM78 71H80V70L78 69ZM81 71H83V69ZM85 71L86 70H84V72ZM92 71H95V69L94 70L92 69ZM92 71H90V72H92ZM101 71H102V68H101ZM111 71H112V69L109 72H111ZM44 72H45V70H44ZM44 72L42 71V74ZM51 72H53V71L51 70ZM59 72H57V73H59ZM69 72H70V70H68V73ZM71 72H73L72 75L76 73V71L75 72L71 71ZM57 73H54V74L56 75ZM60 73H59V76H58L59 79L61 78ZM44 74L42 76L39 75L40 77L38 76L37 78L41 79L44 76ZM47 74H45L46 78H47L48 75H50V73L48 75ZM84 74H86V73H84ZM87 74H91V73H87ZM93 74H91V76ZM98 74L100 75L99 72H98ZM55 75H52L51 78L50 77L49 78L52 79V78H54L53 76H55ZM65 75H66V72H65ZM69 75H70V73H69ZM94 75H96V74H94ZM104 75H106V74H104ZM85 76L86 75H84V78L86 80ZM74 77H75V75H74ZM102 77H104V76H102ZM111 77H110V79H111ZM67 78H69V77H67ZM92 78L95 80L94 76ZM40 79L38 80L40 82L41 81L43 82V80L46 81L44 79V77H43V79H41V80ZM54 79H53V81H54ZM62 79L65 80V78H62ZM104 79L106 81V77ZM104 79H102V81ZM66 80L68 81V79H66ZM94 80H92V81H94ZM111 80H113L112 82L115 84L116 80L115 79H111ZM111 80L108 79L107 82H110ZM50 81H46L45 83L49 82V86L53 87V85H55L56 81H58V80H56L54 84H52V81L51 82ZM92 81L90 82V84L94 83ZM86 82L84 81L83 83H86ZM33 83H32V85H34V87H35V83L34 84ZM61 83H62V81H61ZM80 83H81V81L78 84H80ZM110 83H109V85L105 86V87H108V88H105V91L108 90V92H111L113 90V88L115 89L116 86L113 87L114 86L113 83H111L113 86ZM41 84L43 85V83H41ZM90 84L87 83L88 86H90ZM121 84L123 86H121ZM38 85H39V87L41 86L40 84H38ZM38 85L36 87L37 90L39 89ZM44 85H43V87H44ZM58 85L60 86L61 84H58ZM82 85H85V84H82ZM61 86H62V88L64 90L68 88V85H67V88H64L65 84L61 85ZM61 86H60V88H61ZM71 86H72V84H71ZM204 86H206V88H204ZM43 87H40V90ZM74 87H76V86H74ZM74 87H73V89L75 90ZM79 87H81V86H79ZM60 88H59L58 92L62 91ZM45 89L46 88H44V91H45ZM77 89L79 90V92L81 91V89H79V88H77ZM86 89H88V87ZM86 89H85V86H84V90H86ZM117 89H119V88L117 87ZM207 89H209V91L205 95L206 98L203 99L201 97V94L202 93L204 94L203 91H205ZM74 90H72V91H74ZM98 90H100V89H98ZM116 90H114V91L116 92ZM42 91L43 90H41L40 93H46V92H42ZM58 92H57L56 95H59ZM85 92H84V94H85ZM97 92H99V91H97ZM101 92H102V90H101ZM49 93H51V92H49ZM63 93H67V92L64 91ZM68 93H69V90H68ZM76 93L78 94V92H76ZM92 93L96 94V92H94V91H92ZM46 94H48V93H46ZM61 94H62V92H61ZM71 94L72 93H70V95ZM74 94L75 93H73V96H74ZM95 94H94V97L97 96V95L99 96V93H97V95H95ZM49 95L51 96V94H49ZM66 95H68V94H66ZM70 95H68V96H70ZM80 95L83 96V97H79V100H80V98L81 99L83 98V99H86V100L91 98V97L88 96V99H87V98H85L86 95L85 96L83 94H80ZM91 95H93V94H91ZM116 95H118V94L116 93ZM119 95H120V93H119ZM215 95L219 96V99ZM45 97L47 99L46 95H44V98ZM58 97H60V96H58ZM203 97H204V95H203ZM214 97H215V99L216 98L218 99V102L219 101L221 102L220 106H219V103L217 104V110L219 112L217 117L214 116L217 112H214L213 108L211 106V99L214 98ZM220 97H223V100ZM64 98H65V96H64ZM71 98H72V96H71ZM55 99H56V96H55ZM77 99L78 98H76L75 100H77ZM9 101H11V97L9 98ZM47 101H48V99H47ZM92 101H93V99H92ZM6 102H8V100ZM6 102H4L5 104L3 105V104H1V101H0V106H1V108H0V129L2 127L3 128L5 127V126H3L4 123H8L9 122L10 124L9 123L8 124L11 125V123H14L15 122L14 120H16L18 118V117H15V115H13L12 111H8V108H6V106H10V108H12L13 106L15 107V101L12 100L11 102H9V104H7ZM51 102H53V101H51ZM51 102H48V103H51ZM61 102H63V104H64V101H60V103ZM66 102H68V100H66ZM66 102H65V105H66ZM105 102H109V105L107 103V106L104 107L105 110L108 109V111L106 110L107 112L106 111H104V112L102 111V110H104L102 104L104 103V105H106ZM113 102H115L114 105H113ZM54 103L55 102H53L52 104H54ZM74 103H75V101H74ZM87 103H88V101H87ZM87 103H86V105H83V106H87ZM110 103L113 106H111ZM58 104L59 103H57L55 105H58ZM79 104H81V103H79ZM83 104H84V100H83ZM40 105L43 106L42 104H40ZM70 105L73 106V104H70ZM75 105H77V104H75ZM45 106H46V102H45ZM62 106H64V105H62ZM67 106H69V105H67ZM204 106H205V108L203 110L202 109L198 110V108L204 107ZM53 107H52V110L55 109V108L53 109ZM55 107H57V106H55ZM90 107H89V109H90ZM57 108H59V107H57ZM67 108H66V111L68 110ZM80 108H81V106H80ZM42 109H43V107L40 109V112H42L41 111ZM61 109L63 110L64 107H62ZM258 109H262V108L260 107ZM57 111H58V109H57ZM52 112H54V111H52ZM55 112H56V110H55ZM75 112H77V111H75ZM56 113L53 116L56 117L57 116ZM46 114L44 115V117L47 116ZM57 114H60V113H57ZM63 114H65V113H63ZM73 114H74V112H73ZM91 115H92V113H91ZM113 115H114V118H116V119L113 118V120L108 121L110 119V117H112ZM124 115H127V114H124ZM53 116L51 115L50 117H53ZM142 116H145V115H142ZM44 117L41 116V118L45 119ZM91 117L92 118H90V119L94 118L93 116H91ZM138 117H140V119L137 121L136 118H138ZM86 118H88V117H86ZM95 118H94V120L97 119L96 121L98 123V120L100 118H96V119ZM46 119H47V117H46ZM50 119H52V118H50ZM57 119H58V117H57ZM90 119H89V121H93V120H90ZM199 119H202V120L200 122H198ZM47 120L49 121V118ZM52 120L54 121V119H52ZM65 120H66V122L68 121V119H65ZM83 120L85 122V117H84V119H82V121ZM127 120L129 122H131V123L127 124ZM134 120H136V121H134ZM77 121L81 122L80 120H76V122ZM89 121L87 120V122H89ZM132 121H134V122H132ZM42 122H43V120H42ZM78 122H77V124H78ZM84 122L82 124H84L85 126H88V127L91 124V123H88V125H87V124H85L87 122H85V123ZM95 122L93 124H95L94 127L96 128V123ZM99 123H100V121H99ZM77 124L75 123V126ZM82 124L80 123L79 125H82ZM110 124H111V122H110ZM41 125H42V123H41ZM98 125H100V124H98ZM82 126H80L79 128H81ZM85 126H83V127H85ZM103 126H104V124H103ZM71 127H73V125ZM178 127H181V126H178ZM39 131L40 130H38V132ZM98 131H100V130L98 129ZM34 132H36V131H34ZM38 132H36V133H38ZM56 134L57 133H55V135ZM113 135H114V133H113ZM29 138L31 139V137H29ZM36 138L38 139V137H36ZM34 139L32 141H34ZM195 141H196V143H194ZM28 142H29V140H28ZM29 143H31V142H29ZM35 143H36V141H35ZM95 143H96V141H95ZM31 144L30 145H28V143L26 144V145H28L30 147V150H32L31 147L33 148V146H34V145L31 146ZM43 144H45L44 141H43ZM114 144H116V143H114ZM118 145H120V143ZM167 146L170 148V151L168 153L166 152V149H165ZM109 147H111V146L109 145L108 148ZM88 148H89V146H88ZM115 148H119V147H115ZM172 148L175 149L174 153H173L174 156L172 154H170L171 151H172ZM38 149H39V146H38ZM109 149H112V147L109 148ZM44 150H47V149H44ZM145 151H143V152H145ZM24 152H26V151H24ZM36 152H33V153H35V154H33L34 156L37 154ZM140 153H141V151L139 152V154ZM145 153H142V154H145ZM40 155H41V153H40ZM55 155H56V153H55ZM146 155L149 156V154H146ZM154 155H156V154H154ZM191 155H190V157H191ZM47 156H49V155L47 154ZM147 156H145V157L147 158ZM151 156H153V155H151ZM163 156H165V157L162 158ZM23 157H24V155H23ZM66 157H68V154H67ZM37 158L38 157H36L35 159H37ZM42 158H41V160H42ZM110 158H112V157H109V159ZM138 158L142 159L143 157L141 158L139 156ZM146 158H144V160ZM134 159L137 160V162L143 161V163H145L144 160H140L139 159L140 160L139 161L137 158H134ZM160 159L162 160L161 164L159 163ZM217 159L219 161H214V160H217ZM135 160H133V161L135 162ZM147 160L148 159H146V161ZM191 160H193V159H191ZM253 160L256 161L255 166H251ZM38 161H39V159H38ZM38 161H35V163H37ZM188 161H190L189 158H188ZM241 161H243L244 163L241 164L240 163ZM41 163H43V162H41ZM143 163L141 162V164H143ZM148 164L150 165L152 163L148 162ZM205 164H203V165H205ZM155 165H154V167H155ZM185 165L187 166V164H185ZM185 165H182V166L184 167ZM211 165H212V163H211ZM216 165H217V167H216ZM136 166H135V168H136ZM141 166L139 168H141ZM191 166L189 167V169L191 168ZM35 167H34V169L37 168V167L36 168ZM148 167H150V166H148ZM259 167H261V169L263 168L262 166H259ZM185 168L186 167H184L182 169L184 170ZM201 168L203 169L204 167L202 166ZM210 168H212V167H209V169ZM28 169L29 168H27V171H28ZM153 169L154 168H152V171L150 170L148 172H150V173L153 172ZM209 169H208V171L211 170V169L210 170ZM261 169L259 170V172L261 171ZM56 170L54 169L55 172H56ZM58 170H60V169H58ZM205 170H207L206 166H205ZM205 170L203 169L201 171L205 172ZM25 171L26 170H23L24 175H26ZM191 171H190V173H191ZM262 171H261V175H263ZM58 172H60V171H57V173ZM148 172H146V174ZM180 172H181V169H180ZM108 173H107L106 176H107L108 179H111L110 176L108 177ZM135 173H136V171H135ZM183 173H184V171H183ZM201 173H203V172H201ZM98 175H100V174H98ZM148 175H147V177H148ZM186 175L188 176V174H186ZM37 176H40V175H37ZM104 176H105V174H104ZM187 176H186V178H187ZM256 176H258V175H256ZM251 177H253L252 174H251ZM248 178H247V180H248ZM144 179L145 178L143 177V180ZM36 180L38 181V179H36ZM147 180H149V183L151 181L153 182L152 179L148 178ZM244 180L243 181L242 180H237V182H236L237 184L235 185V186H237V190L241 191L242 193H245V191H243V190H245V188H246V191L248 192V190H250V185H251V184L248 185L247 182L244 181ZM39 181H40V179H39ZM88 181H90V180H88ZM92 181L94 182V180H92ZM155 181H157V180H155ZM253 181H255V179ZM253 181H252V183H253ZM18 182H20V181L18 180ZM18 182H17V184H18ZM115 182H113V184ZM125 182L126 181H124V183ZM144 182L147 184L146 186H148V182L146 180ZM152 182L150 183V185L154 184V183L152 184ZM98 183H99V181L97 182V184ZM38 184H39V182H38ZM89 184L90 183H87V185H89ZM139 184H140V182H139ZM141 184H144V183H141ZM259 184H262V182L261 183L258 182V185ZM125 185H127V184H125ZM216 185H218V183ZM101 186H103V184ZM120 186H121V184H120ZM213 186H215V185L213 184ZM213 186H212V188H213ZM225 186H226V184H225ZM228 186L229 185H227V187ZM255 186L251 185V190ZM84 187H85V185L83 186V188ZM89 187L92 188L91 186H89ZM117 187L119 189L121 188L119 186H117ZM117 187H116V189L118 190ZM221 187L224 188L223 186H221ZM96 188H98L97 185H96ZM96 188H95V192L94 193H97L96 192L97 191ZM122 188L120 190H118L117 192H119L121 190H124L125 187H122ZM247 188H249V189L247 190ZM87 189H89V188H87ZM98 189L100 190V186H99ZM113 189H115V188H113ZM143 189H145V188H143ZM115 190H112V191L116 192ZM172 190H175V189L173 188ZM219 190H220V188H219ZM227 190H229V187L227 188ZM2 191H3V188H0V197H1V194H3ZM112 191L111 192L109 191L110 194L113 193ZM133 191H134V194H135V190H133ZM136 191H138L137 188H136ZM139 191H140V188H139ZM170 191H171V188H170ZM81 192H82V187H81ZM130 192L128 191L129 194H130ZM150 192L151 191H149V193ZM250 192H252V191H250ZM250 192H248V193H250ZM107 193L106 194L102 193V194L107 195ZM227 193L225 194L227 196L224 195L223 197H219V199L222 198V199H220V201L222 200V202H223V199H225V197H227V199H229L228 198L229 197V195H228L229 193L228 194ZM242 193H241V195H242ZM119 194H122V191H121V193L119 192ZM119 194H117L115 196L118 197ZM131 194H132V192H131ZM144 194L145 193L143 192V195ZM214 194L217 195L218 193L215 192ZM236 194H237V192H235V194L233 196L235 197ZM92 195H94V194H92ZM138 195H141L140 192L138 193ZM147 195H151V193L148 194L146 192V195H144V196H147ZM97 196H99V195H97ZM110 196H112V195H110ZM119 196H120V198H122L121 195H119ZM126 196H127V198L129 197L128 194ZM135 196H136V198H138L137 194ZM135 196L132 197V198L137 200L135 198ZM154 196H156V195H154ZM231 196H232V194H231ZM231 196H230V198H232ZM243 196H244V194H243ZM248 196H249V194H248ZM254 196H256V195H254ZM108 197H109V194H108ZM108 197H107V199L111 201L112 198L109 199ZM90 198H93V196L90 197ZM102 198H104V197H102ZM120 198L119 197L117 198L118 202L120 201ZM124 198H126V197H124ZM246 198H247V196H246ZM251 198H254V197H251ZM95 199H96V197H95ZM144 199H145V197H144ZM151 199H154V198L152 197ZM158 199L156 201H158ZM209 199H211V198H209ZM212 199H214L215 204L217 205L216 200H215V196H214V198L212 197ZM232 199H234V198H232ZM240 199L243 201L242 198H240ZM259 199H261V198H259ZM108 200H107V203H106V199H105L104 203L105 204H109L110 201H108ZM124 200L125 199H123L122 202H124ZM129 200L131 201V198L128 199V201ZM147 200L145 199L146 202H148ZM218 200H217V202H218ZM230 200H229V202H230ZM89 201H91V199ZM113 201H115L114 198H113ZM128 201H126V203ZM140 201H142V200H139V203H138L139 205L138 206H140V204H144L145 203V202L141 203ZM232 201H231V203H232ZM256 201H258V199H256ZM34 202H35V198H32L30 200L29 205L32 206ZM229 202L226 203V204H229ZM121 203L120 204L118 203V204L121 205ZM126 203L124 202L125 205L129 204V203H127V204ZM220 203L221 202H219V204ZM237 203H238V201H237ZM237 203H235V204H237ZM133 204H134V201H133ZM146 204H148V203H146ZM154 204H156V203H154ZM92 205L94 206V204H92ZM96 205H97V203H96ZM96 205H95V208H96ZM111 205H110L109 209L112 208ZM130 205H132V204H129V206L128 205L127 206L130 207ZM212 205H214V204H212ZM221 205H220V207L218 206L219 208L217 206L216 207L214 206V208L221 209L222 207L227 206V205L224 204L221 207ZM231 205H233V204H231ZM105 206H108V205H105ZM105 206H103V207L100 206L101 208H99V209L102 210V208H104ZM234 206L236 207V205H234ZM108 207H105V208H108ZM128 207H127V209H128ZM143 207L144 206H142V205L140 206V208H143ZM140 208L138 210H140ZM90 209H92V208H90ZM97 209H98V207H97ZM132 209H135V208H132ZM188 209H185V210H187V213L190 215V213L192 211L188 212L189 211ZM190 209H191V207H190ZM211 209L212 208H210V211H212ZM226 209H228V208H226ZM100 210H98V211H100ZM108 210H105V212L107 213ZM185 210H183V211H185ZM134 211H136V209ZM141 211L142 210H140V212ZM201 211L202 210H200L199 213ZM214 211H216V209ZM221 211H222V209H221ZM101 212L105 213L104 210L100 211V213ZM103 215L104 214H102V216ZM109 215H110V213H109ZM109 215L107 214L106 217H108ZM116 215L117 214H115V216ZM123 215H125L124 211H123ZM181 215H183V213ZM195 215H197V214H195ZM126 216L128 218L130 217L128 215H126ZM184 216H185V213H184ZM184 216H183L182 219H185V217H188V216H185V217ZM240 216H242V215H240ZM104 217H105V215H104ZM104 217H102V218H104ZM110 218H108V219H110ZM126 218L124 217V220ZM132 218L133 217H130V220H129V221H131L130 222L131 224L135 223V222H132L134 220V219L132 220ZM154 218L155 217L150 218V219L153 220ZM225 219L226 218L224 217V220ZM208 220H210V219H208ZM186 221H188V219ZM203 221H207V220H203ZM203 221H202V223L204 224ZM211 221L212 220L208 221L209 224H208V222H205L207 229H208L207 225H210ZM220 221H222V220H220ZM153 222H155V221L153 220ZM162 223H165V222L162 221ZM174 223H175V221H174ZM182 223L186 224L184 221ZM216 223H219V221L216 222ZM220 223L222 224V222H220ZM131 224H130V226H131ZM152 224H154V223H152ZM178 224H181V223H178ZM188 224H186V225L188 226ZM212 224H215L214 221H213ZM147 225H149V224H147ZM193 225H194V223H193ZM195 225L197 226L199 224L195 223ZM132 226H134V224ZM144 226H146V223L144 224ZM173 226H175V225L173 224ZM173 226H170V227H173ZM191 226H189V228H191ZM196 226H195V228H196ZM202 226L204 227L205 224L202 225ZM63 227L60 228L59 232H57L56 234L48 235V236L45 237L46 238L45 239L46 240L45 241V246L46 247L43 250L39 249V250L42 251L41 253H39V254H37L35 256L34 255L24 256V257H21L18 260H14L13 262H9V263H5V262L0 261V264H107V263H105L103 261V258H102L103 240H104L105 235H106L105 234V229H102L100 226L95 225V227H93L94 229L91 228V229H93L92 231L90 229H87L88 232H86V234L82 233V235H81L80 232L78 230H76V229H72V228H69V227H64L63 228ZM141 227H143V226H141ZM152 227H153V225H152ZM152 227H151V233L153 234ZM154 227H155V224H154ZM184 227H186V226H184ZM197 227H199V226H197ZM210 227H211V225H210ZM221 227H224V226H221ZM119 228H120V226H119ZM144 228H142V230ZM148 228H149L148 231H150V227H148ZM155 228H157V226ZM248 228H249V226H248ZM180 229L178 230V232H180ZM215 229H216V226H215ZM217 229H219V227ZM226 229H227V226H226ZM170 230H171V228H170ZM184 230H186V228ZM194 230H196V229H194ZM194 230L192 229V231H194ZM211 230L212 229H210V231ZM224 230H225V228H224ZM244 230H245V227H244ZM248 230L249 229H247V231ZM202 231L204 232L205 229L203 230V228H202ZM215 231H218V230H215ZM243 231H242V233H245ZM247 231H246V233H247ZM114 232H117V229ZM119 232H120V230H119ZM178 232H176V233H178ZM212 232L214 233V230H212ZM176 233H175V235L177 236ZM185 233H187V232H185ZM215 233H218V232H215ZM142 234H144V233H142ZM150 234L148 232V236ZM196 234H197V232H196ZM231 234L233 235V232ZM114 235H116V234H114ZM114 235H112V237ZM144 235H143V237H144ZM206 235L207 234H204V236L203 235L202 236L205 238ZM209 235H211V234L209 233ZM238 235H239V233H238ZM152 236H154V235H152ZM196 236H199V234H197ZM211 236L213 237V235H211ZM230 236H229V238L227 237L228 238V242L230 240ZM243 236H244V234H243ZM112 237L110 239H112ZM143 237L140 236V238H142V241H140L141 244H142L143 239H144ZM208 237L206 239L209 241L210 237L209 238ZM150 238H152V237H150ZM150 238H147V241ZM195 238L197 239L198 237H195ZM219 238H221V237H219ZM233 238H231V239H233ZM114 239H112V240H114ZM196 239H194V241H196ZM170 240L172 241V239H170ZM207 240H206V243H207ZM211 240L214 241V238L213 239L211 238ZM239 240H240V238H239ZM194 241H193V243H195ZM225 241H227V239H225ZM140 242H139V247L141 246ZM166 242H167V240H166ZM202 242H204V240ZM209 242H211V241H209ZM143 243L147 244L146 243V239L144 240ZM172 243H173V241H172ZM237 243H239V242H237ZM113 244L111 246H114V247L118 246L116 243H113ZM115 244L117 246H115ZM168 244H170V243H168ZM211 244H208V245H210L209 252L213 251L211 249V246L213 244L212 245ZM228 244H231V243H228ZM136 245L138 246V244H136ZM188 245H185V247L188 246ZM195 245H197V244H195ZM206 245L204 244V247H203V245H201V246H202V248H205ZM214 245H215V243H214ZM219 245H220V243H219ZM142 246H143V244H142ZM174 246L172 248H175ZM180 246L182 247L183 245H180ZM199 246H200V244H199ZM227 246H229V245H227ZM227 246H225V248H227ZM194 247H196V246H194ZM194 247H193V249L196 250L197 253L201 252V251L198 252V250L195 249ZM217 247H219V246L218 245L215 246L216 249H217ZM135 248H137V247H135ZM184 248H183V250H184ZM207 248H209V246L206 247V250H207ZM117 249H118V247H117ZM176 249L177 248H175V252L176 251L177 252L181 251V249L180 250H176ZM193 249H192V251H193ZM216 249H214L215 250L214 253L217 255L216 252H217L218 249L217 250ZM187 250L189 251L190 248L187 249ZM224 250L228 251L226 249H224ZM224 250H220V251H222V253L220 252L221 255H223V253H224L223 251ZM169 251L171 252V251H173V249L172 250L170 249ZM169 251H165V252L169 253ZM255 251H257V249ZM189 252H191V250ZM204 252H205V250H204ZM204 252H203V254H204ZM206 252H208V251H206ZM253 253L255 254L254 251H253ZM200 254H202V253H200ZM209 254H211V253H208L207 255H209ZM226 254H228V253H226ZM237 254L240 255V252L237 253ZM256 254H258V253H256ZM221 255H219V256H221ZM113 256H116V255L114 254ZM212 256L213 255H211V257ZM227 256L230 257V255H226L225 257H227ZM241 256H239V257H241ZM246 256H247V254H246ZM211 257H209V258H211ZM225 257L222 256V259L225 258ZM237 257L238 256L234 257V259H236ZM248 257H249V254H248ZM248 257H247V259L249 261ZM261 257H262V255H261ZM261 257H258V261L257 262H259V264H260ZM205 258H208V256L205 257ZM209 258L205 259V260L211 261ZM216 258L214 257L212 259L216 260ZM243 258H244V256H243ZM259 258H260V260H259ZM109 259H112V258H109ZM218 259H220V257ZM242 259H241V261H245V259L244 260H242ZM224 260H226V259H224ZM238 260L240 261V259H238ZM257 262H256V264H258ZM250 263H252V262H250ZM108 264H110V263H108ZM171 264H172V262H171ZM241 264H243V262H241Z\"/></svg>", "mask_w": 264, "mask_h": 264}, {"label": "snow or ice", "instance_id": "3", "mask_svg": "<svg viewBox=\"0 0 264 264\" xmlns=\"http://www.w3.org/2000/svg\"><path fill=\"white\" fill-rule=\"evenodd\" d=\"M18 70L14 69V74H16ZM101 77L100 79H102ZM99 84V80L94 82L89 88L86 90L85 95H89ZM58 86V82H57ZM81 105H83V100L80 101ZM70 118V117H69ZM199 125H197L198 127ZM241 164L244 162L241 161ZM256 161H252L251 166H255ZM193 169H195V164H193ZM250 170V168H249ZM126 172L130 174H134L135 169L125 168ZM175 175V171L173 172ZM79 183V182H78ZM227 183V181H225ZM202 188V183L199 176L193 178L191 175L188 180V189L186 196L181 200L180 204L176 206L175 210L173 206L169 204L167 214L161 213L159 210H156L155 218L159 221H166L164 224L158 225L157 228L153 229L154 240L153 245H158L161 241H163L164 237L161 234H166L168 231V224L172 223L180 214H182L183 210L191 204L194 200L197 199H205L212 194V189L209 187V190L203 194H201L200 189ZM185 201L188 203L186 204ZM244 212L247 213V217L244 220L245 224H251V232L246 233V243L245 250L254 251L256 248H259L261 253L264 254V227L260 231H257L256 225L257 223L264 226V197H262L257 203L251 206V209L245 208ZM153 250V246H143L141 248H128L125 250V255L129 257H136L137 255L147 254ZM123 264H129V261L125 259Z\"/></svg>", "mask_w": 264, "mask_h": 264}]
</instances>
